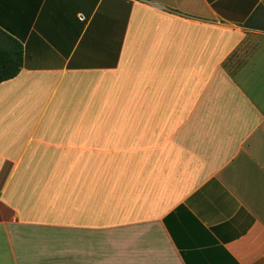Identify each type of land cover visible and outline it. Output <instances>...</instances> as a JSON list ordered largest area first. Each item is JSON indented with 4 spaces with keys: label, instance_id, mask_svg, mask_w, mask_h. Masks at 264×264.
I'll return each mask as SVG.
<instances>
[{
    "label": "crops",
    "instance_id": "1",
    "mask_svg": "<svg viewBox=\"0 0 264 264\" xmlns=\"http://www.w3.org/2000/svg\"><path fill=\"white\" fill-rule=\"evenodd\" d=\"M0 28V264H264V0H0Z\"/></svg>",
    "mask_w": 264,
    "mask_h": 264
},
{
    "label": "trees",
    "instance_id": "2",
    "mask_svg": "<svg viewBox=\"0 0 264 264\" xmlns=\"http://www.w3.org/2000/svg\"><path fill=\"white\" fill-rule=\"evenodd\" d=\"M22 60V43L0 28V82L16 76Z\"/></svg>",
    "mask_w": 264,
    "mask_h": 264
},
{
    "label": "rangeland",
    "instance_id": "3",
    "mask_svg": "<svg viewBox=\"0 0 264 264\" xmlns=\"http://www.w3.org/2000/svg\"><path fill=\"white\" fill-rule=\"evenodd\" d=\"M255 48V46H253V48L252 49H254ZM239 61V62H238ZM240 62H241V60H237V61H233L232 62V60L228 63V64H230L231 65V67L229 68L231 71H233L234 69H236L237 68V66L240 64ZM237 64V65H236Z\"/></svg>",
    "mask_w": 264,
    "mask_h": 264
}]
</instances>
